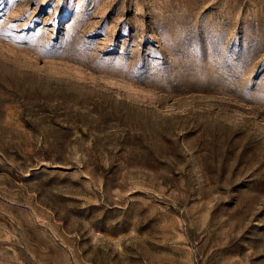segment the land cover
<instances>
[{
	"label": "rangeland",
	"instance_id": "rangeland-1",
	"mask_svg": "<svg viewBox=\"0 0 264 264\" xmlns=\"http://www.w3.org/2000/svg\"><path fill=\"white\" fill-rule=\"evenodd\" d=\"M0 264H264V0H0Z\"/></svg>",
	"mask_w": 264,
	"mask_h": 264
},
{
	"label": "snow or ice",
	"instance_id": "snow-or-ice-1",
	"mask_svg": "<svg viewBox=\"0 0 264 264\" xmlns=\"http://www.w3.org/2000/svg\"><path fill=\"white\" fill-rule=\"evenodd\" d=\"M22 38V37H21Z\"/></svg>",
	"mask_w": 264,
	"mask_h": 264
}]
</instances>
